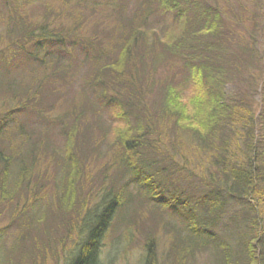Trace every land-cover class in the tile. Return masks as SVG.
Listing matches in <instances>:
<instances>
[{
  "label": "trees",
  "instance_id": "16d2710c",
  "mask_svg": "<svg viewBox=\"0 0 264 264\" xmlns=\"http://www.w3.org/2000/svg\"><path fill=\"white\" fill-rule=\"evenodd\" d=\"M262 38L264 0H0V264H264Z\"/></svg>",
  "mask_w": 264,
  "mask_h": 264
},
{
  "label": "rangeland",
  "instance_id": "374dc122",
  "mask_svg": "<svg viewBox=\"0 0 264 264\" xmlns=\"http://www.w3.org/2000/svg\"><path fill=\"white\" fill-rule=\"evenodd\" d=\"M259 46H263L264 47V38H262V40L259 41ZM252 101H253V105L257 104L260 101L259 95L258 94H253L252 95ZM90 168H95L96 166H94L93 163L90 164L89 166ZM150 221V219H149ZM4 224V222H1L0 225ZM60 233L61 232H57V234L55 235V239H58L60 237ZM11 231L8 232V236L6 237L8 241H10V239L13 237V235H11ZM28 236L24 238L23 242H25V244L20 245V248H15V253H17V256L19 257V260H24V257H29V232L27 234ZM5 238V239H6ZM4 239V240H5ZM161 239V238H160ZM3 240V242H4ZM15 240V239H14ZM13 241V240H12ZM52 239L51 237H49V239L47 240V242H51ZM3 246L4 249H6L7 247H11V242H7L6 244H4ZM0 247V250H3L2 247ZM70 245L67 243L64 246V250L62 249V246L59 247V245L55 246V243L52 242V245L50 247L47 246H43V251L47 250L48 253L46 254V264H61L62 263V255L63 252H65L68 247ZM159 246H161L162 251H160L161 253H163L165 250L164 245L160 244ZM13 248V245H12ZM11 248V249H12ZM132 252L134 253L132 256V252L126 249H123V245H120L119 247H117V249L115 250V252H112L110 254V256H112L113 258H111L110 263L109 264H134L136 262V255L140 254V251H138L137 247H132ZM114 254H116V256H113ZM126 256L124 261H122V257ZM115 261H114V260ZM122 261V262H121ZM193 264H207L206 258L203 255L202 258L197 259Z\"/></svg>",
  "mask_w": 264,
  "mask_h": 264
}]
</instances>
